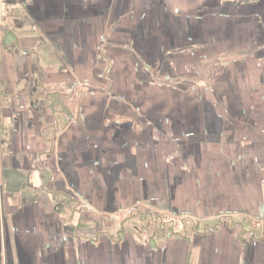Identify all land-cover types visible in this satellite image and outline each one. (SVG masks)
Segmentation results:
<instances>
[{"label":"crops","instance_id":"0c3cea01","mask_svg":"<svg viewBox=\"0 0 264 264\" xmlns=\"http://www.w3.org/2000/svg\"><path fill=\"white\" fill-rule=\"evenodd\" d=\"M264 0H0V264H264Z\"/></svg>","mask_w":264,"mask_h":264},{"label":"built area","instance_id":"2783aa9c","mask_svg":"<svg viewBox=\"0 0 264 264\" xmlns=\"http://www.w3.org/2000/svg\"><path fill=\"white\" fill-rule=\"evenodd\" d=\"M226 2H233V3H242V2H251L255 0H223ZM261 190H262V210L264 211V178L261 182Z\"/></svg>","mask_w":264,"mask_h":264}]
</instances>
